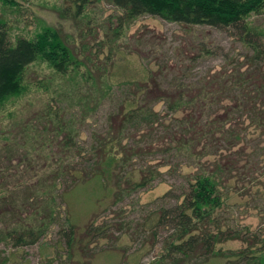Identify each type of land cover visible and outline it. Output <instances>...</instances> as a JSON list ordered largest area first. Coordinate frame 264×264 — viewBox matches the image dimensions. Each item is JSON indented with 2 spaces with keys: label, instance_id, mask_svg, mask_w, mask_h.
<instances>
[{
  "label": "trees",
  "instance_id": "trees-1",
  "mask_svg": "<svg viewBox=\"0 0 264 264\" xmlns=\"http://www.w3.org/2000/svg\"><path fill=\"white\" fill-rule=\"evenodd\" d=\"M77 1L76 18L89 0ZM107 1L121 10L108 16L109 40L120 38L125 25L135 17L149 13L177 23L234 31L251 50L250 61L264 62V31H258L249 19L264 12V0ZM0 3L16 4V0ZM210 51L206 44H200V55ZM40 57L48 59L60 82L68 84V89L59 91L60 99L77 96L83 88L88 92L85 96L96 101L112 95L115 83L102 66H86L80 74L83 81L77 87L70 86L67 75L78 73L83 62L57 29L47 26L33 38L17 36L12 40L8 22L0 16V104L24 94L30 83L29 66ZM157 70L148 69L144 80L117 83L120 104L110 115L109 128L93 135L90 149L79 144L72 113L65 111L68 107L61 102L56 107L48 103L34 116H43L45 133H32L31 122L21 124L18 115L6 125L0 121V264L10 261L20 249L39 243L64 215L58 231L60 241L69 258L75 256L76 264H81L86 245L92 240L90 235H104L109 223H90L89 240L80 238L68 211L61 210L64 193L79 182L98 180L105 186L114 185L118 194L146 186L156 178L159 167L151 165L141 168L138 176L126 171L133 158L149 152L145 145L135 149L124 142V131L141 116L163 127L155 128L158 133L165 132L155 142L159 151L187 160L179 166L186 176L185 188L179 193L169 190L166 195L173 196L174 201L151 211L143 222L151 229L169 230L158 262L180 264L194 256H222L228 259L224 264H264V227L253 230L249 224L234 220L230 212L232 198L244 195L238 188L242 176L245 185L255 187L250 196L257 197L256 206L264 215V183L259 176L248 180L254 153L264 154V82L255 81L257 76L250 67L238 66L195 80L189 78L186 69L185 74L178 73L174 81L164 85L161 65ZM259 72L264 78V70ZM56 97L52 100L59 99ZM159 103L162 109L156 110ZM248 136L253 142L245 140ZM256 179L259 183L254 182ZM229 240H240L244 245L227 250L219 246Z\"/></svg>",
  "mask_w": 264,
  "mask_h": 264
},
{
  "label": "rangeland",
  "instance_id": "rangeland-1",
  "mask_svg": "<svg viewBox=\"0 0 264 264\" xmlns=\"http://www.w3.org/2000/svg\"><path fill=\"white\" fill-rule=\"evenodd\" d=\"M78 2L80 1L16 0V4L0 3V16L7 20L12 40L17 36L33 38L47 26L57 29L61 37L69 43L74 54L83 62L78 73L72 71L67 75L70 86L74 88L75 84L77 87V84L83 81L80 74L86 66H102L110 81L115 83L112 95L96 101L90 99V96L87 98L85 96L88 93L87 89L83 88L77 96L71 95V98L60 99L61 89L64 91L68 89V84L60 82V75L55 73L50 61L41 56L39 61L29 66L30 83L24 89V94L0 104V121H3V125H6L14 115H18L21 124L31 122L32 133L38 131L45 133L43 116L41 119L34 116H38L37 113L48 103L56 107L61 102L68 107L65 111L72 113L71 118L79 133V144L90 149L93 135L105 132L109 128L110 115L120 104L121 88L117 83L129 79H147L146 74L150 68L157 70L161 65L160 79L164 85L174 81L180 72L185 74L188 71L189 78L195 80L203 74L214 73L222 68L230 71L238 66L240 69L250 67L257 76L255 81L264 82L259 72L260 69L264 70V62L250 61L248 56L251 50L234 34V31L211 25L177 23L146 13L128 22L120 38L109 40L106 35L110 19L108 16L119 14L120 8L107 0H89L85 3L83 13L76 18L73 13L76 12ZM63 9L66 12L62 14ZM249 19L258 31H264V12L255 13ZM202 43L211 49L210 53L200 55ZM195 56L198 57L194 58ZM186 69L187 71L183 72ZM71 87L69 90L72 93ZM53 96L59 99L52 100ZM155 109L161 110L162 104H157ZM151 121L150 117L141 116L128 130L126 129L127 132L125 130L123 133L124 142L131 144L135 149L139 144L149 149L148 153L137 155L128 163L127 175L138 176L145 165L159 167L160 173L148 185L122 190L115 194L117 188L112 184L105 186L98 180L83 181L65 191L63 203L60 200L61 210L68 211L80 238L89 240L87 230L90 223L95 225H100L104 221L109 223L104 235H90L92 240L86 245L87 254L81 258L83 259L81 264L158 262L164 238L169 230L151 229L145 227L143 222L151 211L174 201L173 196L166 195L169 190L179 193L185 188L186 176L179 166L187 160L183 156H174L170 152H161L157 149L155 142L158 141L159 135L165 132L158 133L155 128L162 130L163 127L160 128L158 123L151 124ZM18 129L16 131H19ZM249 130L245 131L250 132ZM245 140L253 142L249 136ZM247 151H250L249 147ZM252 158L250 166L253 165V168L249 171L251 178L248 180L259 176L260 181L264 183V154L261 155L258 151ZM162 162L167 164L160 166ZM187 169L185 168V171ZM245 182L240 176L238 188H242L244 195L238 194L232 198L230 212H233L231 215L234 220L249 224L251 229L256 230L258 227H264V215L256 206L257 197L250 196L255 187L249 186L248 183L245 185ZM254 182L259 183L257 179ZM64 218L65 215L60 219L61 224L64 223ZM60 223H55L39 243L15 252L5 264H76L77 261L74 259L77 257L69 258L60 241L58 234ZM243 245L240 240H229L219 244L225 250L240 248ZM0 248L3 249L2 244ZM227 261V257L222 256H194L180 264H224Z\"/></svg>",
  "mask_w": 264,
  "mask_h": 264
}]
</instances>
